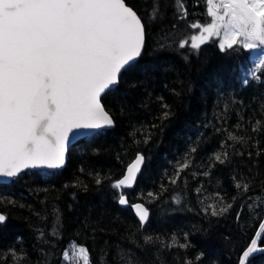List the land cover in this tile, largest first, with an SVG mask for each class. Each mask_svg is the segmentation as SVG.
Here are the masks:
<instances>
[{
	"label": "trees",
	"instance_id": "16d2710c",
	"mask_svg": "<svg viewBox=\"0 0 264 264\" xmlns=\"http://www.w3.org/2000/svg\"><path fill=\"white\" fill-rule=\"evenodd\" d=\"M198 1L183 0L181 18L175 0H126L145 43L102 97L114 129L73 145L62 170L0 185V264H62L70 244L85 246L92 264H239L264 218V69L252 79L251 52H222L216 39L198 51L179 47L203 12ZM176 32L179 39L158 44ZM137 154L141 174L122 194L149 209L143 228L111 187ZM217 154H227L224 163ZM251 264H264V254Z\"/></svg>",
	"mask_w": 264,
	"mask_h": 264
},
{
	"label": "snow or ice",
	"instance_id": "6c2138e0",
	"mask_svg": "<svg viewBox=\"0 0 264 264\" xmlns=\"http://www.w3.org/2000/svg\"><path fill=\"white\" fill-rule=\"evenodd\" d=\"M175 2L181 18L186 17L183 0ZM205 3L210 22L191 24L198 34L181 40L179 47L198 51L219 37L222 52L234 46L258 49V63L248 75L259 79L257 71L264 69V0ZM158 13L154 5L152 18ZM144 42L145 25L126 0H0V178L16 177L26 169L60 168L68 144L78 133L111 127L113 119L102 96L141 55ZM168 115L165 112L164 118ZM230 138L239 139L231 134ZM215 159L224 163L227 154L223 158L217 154ZM143 162L144 157L137 154L111 187L117 192L132 188ZM188 166L183 164L179 171ZM171 182L175 184L176 179ZM243 187L248 190L247 184ZM118 203L133 210L141 228L149 221L150 211L143 204H129L124 194ZM231 207L213 209L211 214H223ZM6 220L0 214V225ZM262 234L264 222L239 256V264H251L256 254H264V247L258 246ZM151 241L152 237H145V244ZM61 261L92 264L85 246L71 253L65 249Z\"/></svg>",
	"mask_w": 264,
	"mask_h": 264
},
{
	"label": "water",
	"instance_id": "95a60500",
	"mask_svg": "<svg viewBox=\"0 0 264 264\" xmlns=\"http://www.w3.org/2000/svg\"><path fill=\"white\" fill-rule=\"evenodd\" d=\"M145 43V42H144ZM144 47V46H143ZM142 51H143V48H142ZM142 51H141V53H142ZM141 56V55H140ZM139 56V57H140ZM139 57H137L133 62H131L128 66H126V68L125 69H127L130 65H132V64H134L135 62H137V60L139 59ZM124 69V70H125ZM124 70H122V72L124 71ZM122 72L120 73V75L122 74ZM120 75H119V78H120ZM119 83V82H118ZM118 83L111 89V90H113V89H115L117 86H118ZM110 91V90H109ZM108 91H106V93H107ZM105 93V94H106ZM105 94H103V96L105 95ZM102 96V97H103ZM114 129V122H113V125L111 126V127H107V128H104L103 130H101V131H99V132H92V131H87V130H83V131H81L80 133H78L72 140H71V142L68 144V146H67V150H66V153H65V163H64V165L62 166V167H60V168H56V169H49V168H36V169H26V170H24V171H22L20 174H22V173H26V172H40V171H45V172H53V171H58V170H62V169H64V167H65V165H66V162H67V157H68V152H69V150H70V148L73 146V145H75L77 142H79V141H81V140H83V139H85V138H88V137H90V136H93V135H95V134H97V133H100V132H104V131H110V130H113ZM135 160V159H134ZM133 160V161H134ZM143 165H144V162H143V164H142V167H141V171H142V168H143ZM126 171H127V169H126ZM141 171H140V173H138V176L141 174ZM126 173V172H125ZM19 174V175H20ZM18 175V176H19ZM18 176H16V177H13V178H0V185H6V184H9L10 182H11V180H13V179H15V178H17ZM138 176H137V178H138ZM137 180V179H136ZM135 183H136V181H135ZM135 183H134V185H135ZM134 188V186L132 187V188H128V189H122V190H126V191H129V190H132ZM119 193H121V192H119ZM120 207L121 208H127V207H122L121 205H120ZM131 211L133 212V210L131 209ZM133 214H134V212H133ZM134 216H135V214H134ZM136 217V216H135ZM137 218V217H136ZM137 220H138V218H137ZM262 222H264V218H263V220H262ZM258 230H259V228H258ZM257 230V231H258ZM262 235H264V234H262ZM254 238H255V236H254ZM262 240L263 239H261V240H259L258 241V246H260V247H264V246H261V242H262ZM250 245V244H249ZM247 249V248H246ZM259 255H261V254H256L255 255V257H257V256H259Z\"/></svg>",
	"mask_w": 264,
	"mask_h": 264
},
{
	"label": "rangeland",
	"instance_id": "374dc122",
	"mask_svg": "<svg viewBox=\"0 0 264 264\" xmlns=\"http://www.w3.org/2000/svg\"><path fill=\"white\" fill-rule=\"evenodd\" d=\"M203 2L205 3V0L198 1V5H201L203 7L202 8L203 10H201L203 12L199 13V15H196V16H199V17H197L195 19L196 20L195 23L206 24V23H209L210 20H211V18L206 15V7H207V5H206V3L204 4ZM191 31H192L191 35L198 34V30L197 29H192ZM177 36H178L177 32L176 33H171L167 37H165L162 40L158 41V44L159 45L170 44L174 40L179 39L181 35H179L178 38H177ZM188 39L187 38L186 39L181 38L180 41L181 40H188ZM214 39L218 40V44H219V39L220 38L217 37V38H214ZM180 41L178 43H180ZM249 51L251 52L252 61H253V64L255 66L258 63V53H259V50L257 49V50H249ZM119 194H122V192L119 193ZM75 247H77V246L74 245V244H70L66 249H68L70 251V253H71V251ZM69 264H71V261L69 262ZM81 264H82V262H81Z\"/></svg>",
	"mask_w": 264,
	"mask_h": 264
}]
</instances>
